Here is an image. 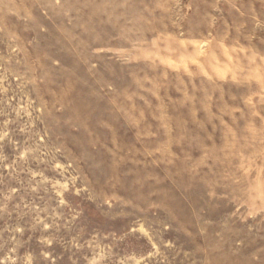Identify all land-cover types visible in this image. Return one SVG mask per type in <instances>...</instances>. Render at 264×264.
<instances>
[{
    "label": "rangeland",
    "instance_id": "rangeland-1",
    "mask_svg": "<svg viewBox=\"0 0 264 264\" xmlns=\"http://www.w3.org/2000/svg\"><path fill=\"white\" fill-rule=\"evenodd\" d=\"M0 264H264V0H0Z\"/></svg>",
    "mask_w": 264,
    "mask_h": 264
}]
</instances>
